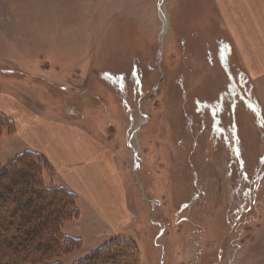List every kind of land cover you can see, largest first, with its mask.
I'll list each match as a JSON object with an SVG mask.
<instances>
[{"label": "rangeland", "instance_id": "1", "mask_svg": "<svg viewBox=\"0 0 264 264\" xmlns=\"http://www.w3.org/2000/svg\"><path fill=\"white\" fill-rule=\"evenodd\" d=\"M226 36L207 0H0V166L30 149L10 106L29 107L102 143L131 215L114 234L76 196L80 244L51 262L118 237L119 264H264V110Z\"/></svg>", "mask_w": 264, "mask_h": 264}, {"label": "crops", "instance_id": "2", "mask_svg": "<svg viewBox=\"0 0 264 264\" xmlns=\"http://www.w3.org/2000/svg\"><path fill=\"white\" fill-rule=\"evenodd\" d=\"M208 1L220 13L231 51L264 110V0ZM11 104L20 123L16 133L30 148L22 152L36 150L47 156L61 173L65 187L85 202V214L90 221L105 222L114 234L126 228L131 218L125 204L126 192L116 165L113 162L112 168L108 151L102 143L78 126L39 115L29 107L18 108L16 104ZM78 209L81 219L84 211L80 207ZM81 240L85 256L93 250L90 245L97 243Z\"/></svg>", "mask_w": 264, "mask_h": 264}, {"label": "trees", "instance_id": "3", "mask_svg": "<svg viewBox=\"0 0 264 264\" xmlns=\"http://www.w3.org/2000/svg\"><path fill=\"white\" fill-rule=\"evenodd\" d=\"M5 122L13 124L0 115V125ZM40 161L49 165L40 153L27 150L0 166V260L4 264H60L51 260L80 244L60 231L62 223L79 216L74 204L77 195L62 186L45 185ZM135 253L131 242L113 238L73 264H119L118 260Z\"/></svg>", "mask_w": 264, "mask_h": 264}]
</instances>
